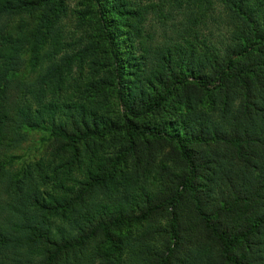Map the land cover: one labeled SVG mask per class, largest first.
Masks as SVG:
<instances>
[{
  "label": "trees",
  "instance_id": "1",
  "mask_svg": "<svg viewBox=\"0 0 264 264\" xmlns=\"http://www.w3.org/2000/svg\"><path fill=\"white\" fill-rule=\"evenodd\" d=\"M63 3L0 0V264H264V0Z\"/></svg>",
  "mask_w": 264,
  "mask_h": 264
},
{
  "label": "rangeland",
  "instance_id": "2",
  "mask_svg": "<svg viewBox=\"0 0 264 264\" xmlns=\"http://www.w3.org/2000/svg\"><path fill=\"white\" fill-rule=\"evenodd\" d=\"M85 2H87V0H64L63 4L68 10V15L63 19V24L67 26V29L70 30V26H73L75 22L74 14L70 17V10L81 8L82 4ZM43 142V133L40 131L34 132L30 140L23 143L21 147L12 152L13 168L19 169L24 163L38 158L43 149Z\"/></svg>",
  "mask_w": 264,
  "mask_h": 264
}]
</instances>
